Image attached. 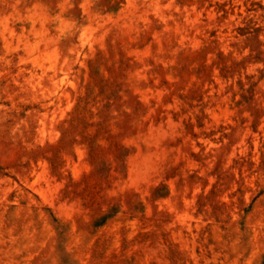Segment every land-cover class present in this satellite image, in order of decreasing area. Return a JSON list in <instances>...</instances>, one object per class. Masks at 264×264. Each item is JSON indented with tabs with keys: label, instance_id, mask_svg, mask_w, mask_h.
Masks as SVG:
<instances>
[{
	"label": "rangeland",
	"instance_id": "374dc122",
	"mask_svg": "<svg viewBox=\"0 0 264 264\" xmlns=\"http://www.w3.org/2000/svg\"><path fill=\"white\" fill-rule=\"evenodd\" d=\"M0 264H264V0H0Z\"/></svg>",
	"mask_w": 264,
	"mask_h": 264
}]
</instances>
